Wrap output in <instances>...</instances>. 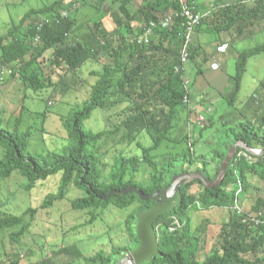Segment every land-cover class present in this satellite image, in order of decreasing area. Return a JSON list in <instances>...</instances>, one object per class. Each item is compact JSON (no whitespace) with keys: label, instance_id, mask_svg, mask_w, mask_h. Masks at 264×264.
<instances>
[{"label":"trees","instance_id":"obj_1","mask_svg":"<svg viewBox=\"0 0 264 264\" xmlns=\"http://www.w3.org/2000/svg\"><path fill=\"white\" fill-rule=\"evenodd\" d=\"M67 1L56 0L43 8L28 11L16 26L10 28L4 36H0L1 63L6 67L11 66L13 75L19 76L28 88L37 89L42 84L40 62L49 51L54 53L49 59V64L55 70L75 72L87 62L98 60L102 54L110 56L113 61L111 64H105L102 71L93 73L97 80L92 85L89 99L82 107L72 109L61 119L62 127L68 135V144L62 153L32 152L33 134L30 130L21 129L23 116L20 115L14 126L9 128L0 111V194L1 183L14 173H19L26 179L27 184L24 186L26 190H32L38 183L60 175L58 192L46 197L44 209L65 200L72 185L83 195L72 201L71 208L89 211L91 223L95 221L97 212L102 214L108 208L126 210L134 206L133 212L127 218L131 243L113 248L110 255L98 252L95 256L85 259L87 264H120L127 254L133 264H264V258L258 256L264 248V225L255 227L251 223H244L245 215H238L235 211L238 223L244 228V236H240V240L224 245L221 251H214L201 262L200 237L192 232L189 219L192 212L201 208H233L235 203L249 192L251 179L258 178L264 182V113L258 123L245 120L224 130L222 140L213 150L212 158L217 163L213 175L209 172V165L205 159L196 167L198 160L194 156L195 143H190L185 152L171 156L160 169L152 157V152L157 150L169 135L172 121L177 116L178 105L183 102L190 106L185 102L188 94L184 89L182 73L175 72V68L180 66L179 55L184 25L180 18H176L175 25L166 29L178 44L179 51L176 52L178 60L170 72L152 83H147V74L145 73V76L143 72L141 73L144 63L141 57L148 50L164 49L168 54H173L170 49L171 42L167 41L168 46L165 48L162 44L157 46L152 39L148 44L139 43V39L150 22L160 21L165 16L178 12V1L144 0L147 4L137 11L144 26L140 38L132 41L118 37L117 43L115 37L109 38L107 32L95 23L94 35L98 41L96 48L78 41L67 43L75 27L74 19L62 14L63 10L72 9V5ZM79 1L86 4L89 0ZM117 2H121V5L116 12L111 13L113 23L118 27L129 26L136 19V15L128 10L132 0H112V3ZM244 5L237 3L219 8L213 18L201 16L195 33L202 32V27L206 25V29L212 33H229L236 30L234 39L247 38L250 33L253 35L247 27L256 22L259 26L262 25L264 2L254 0L252 9H247ZM164 39L167 40V37L164 36ZM190 49L197 51L199 47L195 48L192 43ZM126 53L130 59L135 60L134 71L129 74L127 72V75V67L123 64ZM261 54H264V43L237 54L235 90L233 94L228 95L229 106L235 105L241 91L249 59ZM15 63L21 65L18 68L12 67ZM201 74L203 71L198 70L197 75ZM166 86L169 89L178 88L181 95L178 101L170 104L166 121L158 130L159 134L153 145L150 147L140 145L141 155L138 157L117 158L109 181L104 182L100 156L93 150L109 132H92L85 128V123L96 110H108L128 102L131 105L128 108L129 113L121 121L120 126L127 132L125 137L132 138L149 127L151 121L148 115L149 103L160 94L164 95ZM118 130L120 129L117 127L116 131ZM236 144L239 145L236 147L235 156L219 186L209 188L201 181L195 180L184 183L176 195L164 193L171 185L173 177L177 176L171 175L177 167L180 174H189L195 167L191 173L198 171L207 182H213L219 175L230 149ZM253 150L260 151L261 154L251 153ZM143 166L152 168L158 175L150 184L135 182ZM166 176L169 181L165 180ZM194 185L200 188L198 196L191 194ZM132 188H137L138 192L121 194ZM37 211L30 208L25 214L34 215ZM260 211H264V200L259 198L250 212ZM175 220L179 222L177 225L174 223ZM251 227L257 230L258 235L248 243ZM16 228L20 229L14 230ZM27 228L28 226L23 224V217L3 213L0 206V235L4 231L12 230L11 241L19 243ZM172 228L174 229L171 230ZM42 264L53 263L45 259Z\"/></svg>","mask_w":264,"mask_h":264},{"label":"rangeland","instance_id":"obj_2","mask_svg":"<svg viewBox=\"0 0 264 264\" xmlns=\"http://www.w3.org/2000/svg\"><path fill=\"white\" fill-rule=\"evenodd\" d=\"M56 0H0V36L7 34L10 28L16 26L23 16L32 9H39L52 4ZM171 1V0H169ZM72 9L62 11L63 15L74 19L75 27L69 37L68 44L75 41L83 45L96 48L98 41L94 35V24L98 23L110 37L119 40L124 37L132 41L140 38L144 22L137 11L147 4L144 0H132L128 5L131 14L136 19L129 26L118 27L113 23L111 13L116 12L121 2L112 3V0H89L82 4L79 0H68ZM237 4V3H235ZM217 13V11H216ZM248 26L247 30H251ZM254 31V30H253ZM236 30L229 33H214L210 36L212 47L219 48L214 43L218 39L224 43L235 38ZM206 25L200 36H193L203 46L196 45L197 51H190V58L186 65V79L189 83L191 106L183 102L177 107V116L172 121V129L162 145L152 152V157L161 169L171 156L181 154L195 143L194 156L200 161L205 159L209 165V172L213 175L217 163L213 160V150L222 140L224 130L237 123L251 120L258 123L264 113V54L249 59L243 77L241 91L234 106H229L228 95L235 90V63L234 55L226 57V66L218 71L210 62V47H207L208 35ZM167 37V40L164 39ZM255 36V35H254ZM253 36V37H254ZM159 46L165 48L167 41L171 42L170 49L173 54H168L164 49L148 50L143 60V70L147 83H152L162 78L176 65L178 44L166 29L158 28L151 38ZM264 43V21L260 25V32L254 38H245L234 46L237 53L245 49L260 46ZM230 47V46H229ZM221 49V48H220ZM226 50L227 47L221 50ZM229 50V48H228ZM53 51L45 54L41 60L42 84L37 89L28 88L19 76L13 75L11 66L6 67L0 60V111L7 127L12 128L17 118L22 115L23 131L30 130L33 134L31 140L32 152L46 154L48 152L62 153L68 144L67 132L62 127L61 119L76 108L82 107L92 92V85L97 77L94 72L102 71L105 64H111L113 59L102 54L98 60L87 62L84 67L68 72L65 69L50 67L49 59ZM218 63V61H217ZM123 64L127 72L134 71L135 60L130 59L126 53ZM21 63L12 67L18 68ZM204 73L197 75V71ZM159 76V77H158ZM168 85V84H167ZM181 92L177 88L165 87L164 95L149 103V127L132 138H126V130L120 126L121 121L128 115L130 103L108 110H96L92 117L85 123V128L92 132L108 131L107 136L94 148L100 156V165L103 171V181H109V175L117 158L138 157L141 155L140 145L150 147L156 140L166 121L171 103L180 99ZM201 116V117H200ZM201 126H198V119ZM120 130L116 131V128ZM203 128V129H200ZM261 154V153H258ZM1 156V150H0ZM195 169L192 168L190 173ZM180 174L177 167L171 175ZM211 175V176H212ZM158 175L148 166H143L137 174V184H150ZM166 181L170 179L165 177ZM60 175L38 183L32 190H26L27 181L19 173H14L10 178L1 183L0 206L3 213L23 217V224L28 228L21 241L13 242L10 239L11 231H4L0 235V264H42L45 259L53 264H87L85 259L95 256L98 252L110 255L113 248L122 247L131 243L128 229V216L133 212L134 206L119 210L108 208L103 213H96L94 222H89V211L73 210L72 201L83 195L74 185L69 190L65 200L55 204L49 209L43 208V203L48 195L58 192ZM231 188V187H229ZM200 188L194 185L191 194L198 196ZM264 200V182L258 178L251 179L249 192L240 199L245 211H251L257 199ZM38 210L34 215L25 212L28 209ZM237 215V214H236ZM191 230L201 241L199 260L204 261L214 251H221L222 247L231 241L240 240L244 236V228L235 217L234 208L198 209L189 216ZM89 222V223H87ZM175 225L179 223L174 221ZM173 223V224H174ZM84 224V225H83ZM252 228V227H251ZM16 228L14 230H19ZM247 242L251 243L258 235L255 228L250 229ZM20 255V257H19ZM264 258V248L258 254ZM128 262L133 264L129 254L125 255ZM98 264V263H96Z\"/></svg>","mask_w":264,"mask_h":264},{"label":"built area","instance_id":"obj_3","mask_svg":"<svg viewBox=\"0 0 264 264\" xmlns=\"http://www.w3.org/2000/svg\"><path fill=\"white\" fill-rule=\"evenodd\" d=\"M179 3V10L174 15L165 16L160 21L150 22L144 30L143 36L139 39V43L144 42L148 44L153 37L155 31L158 28L169 29L175 25V19L180 18L184 25V31L182 33V47L180 50V66L175 68V72L182 73L183 81H184V89L187 94L185 97V102L190 106L192 105L190 99V91H189V83L186 79V65L188 64L190 58L191 45L193 43V36L195 35V30L199 26L201 21V14L198 12L196 4L194 2H189L188 0H177ZM264 2V0H260ZM201 117V116H200ZM204 120L202 116L201 120L198 119V126H201L202 123L200 121ZM254 154L261 153L260 151L253 150ZM234 210L238 215H245L243 222L251 223L255 227H259L264 225V211L260 212H250L245 211L241 206L240 201H237L234 205ZM179 226V225H178ZM172 228L171 230H173Z\"/></svg>","mask_w":264,"mask_h":264},{"label":"crops","instance_id":"obj_4","mask_svg":"<svg viewBox=\"0 0 264 264\" xmlns=\"http://www.w3.org/2000/svg\"><path fill=\"white\" fill-rule=\"evenodd\" d=\"M253 1L254 0H194L193 2L196 4L197 10L201 14L202 17L213 18V17H215L216 11L219 8H223L227 5H232L235 3H244L245 4L244 6H246L247 9H252L254 6ZM203 27H202V32H203ZM202 32H200V34ZM250 32H252L253 35ZM250 32H249L250 35H248L247 38H254L256 35H258V33L260 32V26H259L258 22H256L254 25H252ZM211 33L208 30V33H206V35H208V36L204 41L206 42V40H207V44H208L207 47H210L212 50L210 52V54H208L210 56L209 58H211L210 62L216 58V62L213 61V64L215 67H218L217 70L220 71V70H223V67H222L223 65L226 66V61L224 60L226 57L231 56V55L237 56L238 53L236 52L234 46L236 45V43L244 40L245 38H241V39H234L233 38L231 40V42H227V43L219 41V38L217 40L214 39V43L219 44V46H220L219 48H216V47L214 48V47H212V43L210 42L211 41L210 36H212V34H214V33H212V34ZM195 36H200V35H199V33H195ZM197 38H198V40L197 41L193 40V42L196 45L203 46L202 42L199 40V37H197ZM225 47H227L226 50H224V49L221 50L222 48H225ZM228 48H229V50H228ZM217 61H218V63H217Z\"/></svg>","mask_w":264,"mask_h":264},{"label":"water","instance_id":"obj_5","mask_svg":"<svg viewBox=\"0 0 264 264\" xmlns=\"http://www.w3.org/2000/svg\"><path fill=\"white\" fill-rule=\"evenodd\" d=\"M238 145L239 144H236L230 149L224 163L222 164L219 175L217 176V178L213 182H207L203 178L202 174L198 171L194 172V173H189V174H180V175L173 177L171 185L165 190L164 193L166 195H176L177 191L181 188V186H183L184 183H186L188 181H195V180L201 181L202 183H204L209 188L219 186L221 184L223 178H224L225 172H226L231 160L235 156L236 147ZM250 152L253 153V151H250ZM131 192H134V193L138 192L137 188L128 189L126 191L121 192V194L131 193ZM127 262L128 261L126 259H123L120 262V264H127Z\"/></svg>","mask_w":264,"mask_h":264}]
</instances>
